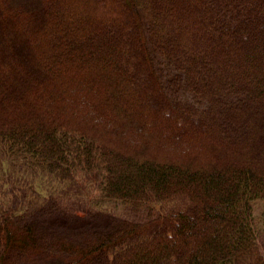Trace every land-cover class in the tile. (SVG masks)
I'll use <instances>...</instances> for the list:
<instances>
[{
  "label": "trees",
  "instance_id": "obj_1",
  "mask_svg": "<svg viewBox=\"0 0 264 264\" xmlns=\"http://www.w3.org/2000/svg\"><path fill=\"white\" fill-rule=\"evenodd\" d=\"M0 264H264V0H0Z\"/></svg>",
  "mask_w": 264,
  "mask_h": 264
},
{
  "label": "rangeland",
  "instance_id": "obj_2",
  "mask_svg": "<svg viewBox=\"0 0 264 264\" xmlns=\"http://www.w3.org/2000/svg\"><path fill=\"white\" fill-rule=\"evenodd\" d=\"M38 2L39 0H9V3L11 5H21L25 8H34L38 4ZM95 185H96V180L94 176L91 174H89V176L78 174L75 176L74 180L66 184L58 183L53 179L44 180V187L47 188L49 192H52V194L58 195L61 192L62 194L64 192H68L69 195H72L69 197L67 195L63 199V203L65 202V199H69V201L72 202L73 206L86 207V208L87 207L96 208L93 205L94 203L91 202V198L98 194V190L96 189ZM253 205H254L255 216H257L260 212L261 202L260 201H258L257 203L255 202ZM107 206L108 207L106 208V210L110 211L111 213H114V215H118L119 217L126 216V218L140 219V218H144V216L147 215V211L145 208L141 210H132L124 205L112 206V204H109ZM186 206L187 203H185V201L182 200L181 198H172L166 201L165 203H161L159 205V209L163 211H169L174 208H178V207L184 208Z\"/></svg>",
  "mask_w": 264,
  "mask_h": 264
}]
</instances>
